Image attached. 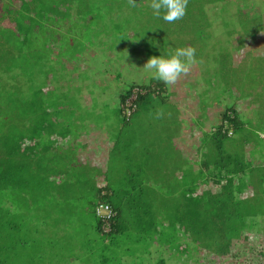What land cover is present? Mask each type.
Here are the masks:
<instances>
[{
    "label": "trees",
    "instance_id": "obj_1",
    "mask_svg": "<svg viewBox=\"0 0 264 264\" xmlns=\"http://www.w3.org/2000/svg\"><path fill=\"white\" fill-rule=\"evenodd\" d=\"M48 1L0 0V228H18L17 224L10 225L11 220L7 225L1 223V220L8 219L9 214L12 219L20 216V213L10 211L16 205L14 200L38 203L43 211V195L48 197L50 191L59 186V189H65L71 183H68L69 179L78 180L79 184L84 182L82 173L77 172L76 167L82 165L90 170L88 165L95 160L94 157L88 156L79 165L74 163H79L75 159L76 145L86 131L99 129L102 134L109 131L108 138L112 141L110 153L119 154L127 150L130 153L133 142H128V138L133 132L130 134L127 128L136 113L152 111L156 106L173 105L176 109L177 106L187 108L189 105L187 93L180 90L179 95L183 96L180 101H166L167 87L153 79L152 75L147 79L139 77L143 82L128 85L122 91L118 108L121 121H115L112 130L94 121H80L75 111L77 108L81 110V107L75 106L71 99L63 101L64 104L52 101L46 89L48 84L70 83L66 80L68 78L61 79V72L59 74L53 63L55 48L63 40L64 23L61 22L66 21L68 33L73 28L72 38L75 40L83 43L85 35L82 32L75 35L76 27L79 28L77 31L83 28L69 1L61 0L60 6L53 7L46 5ZM9 5V12L2 11ZM41 33L45 41L41 40L42 49L39 51L35 48L34 38ZM90 53L92 57L96 55L92 50ZM247 81L243 76L235 78L236 85L240 87H246ZM75 83L79 88L80 82L76 77ZM78 88L75 86V89ZM133 95L136 99L128 103ZM242 97H253L250 101L255 108L264 106V91L253 95L241 90L239 99ZM49 105L57 114L52 115ZM107 106L103 104V108ZM194 108L199 110L200 116L196 118L200 120L208 105L201 108L197 102ZM223 111L221 122L215 125L209 136L201 139L196 151L200 156L198 163L189 165L187 162V167L177 161L174 143L167 137L157 141L168 142L176 162L170 160L172 155L167 151L155 152L153 148L149 155L146 153L155 160L152 162L153 171H161L166 179L174 181L167 185L165 194H157L150 187L149 180V185L127 193L120 189L118 193L110 190L108 183L112 165L109 166L108 162L107 172L101 180L103 184L96 188L93 205L94 229L112 247L102 264H122L126 253L117 237L127 234L124 230L129 228V224H124L129 219L136 229L133 244L138 245L142 239L145 244L143 256L149 255V264L155 261V264H167L166 252L168 257L172 255L173 258L176 254L179 258H188L193 251L204 253L210 263L223 264L232 259L238 263L254 264L246 244L255 239L254 234L264 231V172L253 173L256 165L264 164V141L251 136L246 140L239 139L235 146H224L226 140L244 132L245 127L240 120L241 111L233 105L225 106ZM64 117L72 120L63 121ZM229 132L232 136H228ZM123 137L127 142H123ZM249 140L251 143L247 145ZM111 158L112 161L116 159ZM91 176L94 180L99 174L95 171ZM146 176L145 171L137 170L135 173V178L141 181ZM155 198V202L151 203ZM100 202L107 203L116 213L108 230L105 222L95 214ZM7 203L9 208L5 205ZM39 207L36 214L40 212ZM125 211L131 212L129 217ZM35 217L40 219L41 215ZM86 242L87 247L99 246L93 240ZM160 253H163L162 257H159ZM258 253L264 255L261 251ZM127 256L132 257L127 259L129 264H138L136 250ZM34 258L35 263L41 261L39 254ZM123 262L128 264L125 259Z\"/></svg>",
    "mask_w": 264,
    "mask_h": 264
},
{
    "label": "rangeland",
    "instance_id": "obj_2",
    "mask_svg": "<svg viewBox=\"0 0 264 264\" xmlns=\"http://www.w3.org/2000/svg\"><path fill=\"white\" fill-rule=\"evenodd\" d=\"M67 1L83 28L77 31L79 28L76 27L75 35L82 32L85 40L81 43L72 38L73 28L68 33L66 21L61 22L64 23L63 40L55 48L57 51L53 63L59 74L61 72V79L68 78L66 80L70 83H49L46 89L52 101L58 100L64 104L63 101L71 99L76 103L75 106L79 105L81 110L77 108L75 113L80 121H94L112 130L115 121H121L118 108L122 91L128 85L151 77V73L143 69L148 59L152 56H167L177 48L192 46L196 49L198 63L187 76L179 80L178 85L167 87L168 92L164 96L166 101H180L183 96L178 91L184 88L187 92L189 105L185 109L190 110L191 115L187 121L192 122L188 123L186 131L184 128L171 131L173 134H181L179 144L184 152L175 150L176 155L181 153L177 161L180 160L187 167V161L190 165L198 163L200 156L196 151L201 139L209 136L215 125L221 122L225 106L233 105L241 111L240 120L245 130L226 140L224 146H235L239 139L246 140L251 136L264 141V106L255 108L250 101L253 97L239 99L241 90L253 95L264 91V0H189L186 15L175 23H166L154 17L151 0H136V7L130 6L128 0ZM60 3L61 0H49L46 5L53 7L60 6ZM10 9L11 5L2 11L9 12ZM41 40L45 41L42 33L34 38L35 48L39 51L42 49ZM91 50L96 54L94 57ZM239 76L249 80L246 87L236 85L235 78ZM75 77L80 82L79 88ZM155 102L158 105L156 99ZM197 102L201 108L208 105L200 120L196 118L198 111L194 108ZM103 104L108 106L103 108ZM164 108L171 116H165L162 120H155L150 115L156 111L157 106L152 111L136 113L127 128L130 134L133 132L128 138V142H133L130 153L127 150L124 153L108 154L109 166L112 165L108 183L110 190L118 193L120 189L127 193L142 185H149V180L150 187L161 195L167 192V185L174 182L161 175V171H153L152 162L155 160L146 155L153 148L155 152L167 151L172 155L170 160L176 162L168 142L157 141L162 137L170 139L169 130L173 128L170 119L175 120V107L165 105ZM48 109L52 115L57 114L50 105ZM62 120L72 119L64 117ZM93 131L97 133L102 130ZM122 140L127 142L126 137ZM185 149L191 152L188 156ZM87 157L78 160L85 161ZM111 157L116 159L112 161ZM99 160L96 162H104L102 156ZM76 168L77 172L82 173L85 183L79 184L78 180L69 179L68 183H71L65 189H59L61 186L53 188L48 197L43 195V211L38 203L14 200L16 205L10 211L18 212L20 216L12 219L9 214L8 219L1 220V223L7 225L11 220L10 225L17 224L18 228H0V264H102L109 256L111 244L94 229L95 191L103 184L98 181L102 178L91 180V170L82 165ZM137 170L147 173L142 181L135 178ZM260 170L264 172V164L256 165L253 173L258 175ZM156 199L151 200V203ZM5 205L10 207L9 203ZM37 207L40 212L36 214ZM130 213L125 211L127 217ZM36 215L42 218L38 219ZM133 224L131 219L127 220L124 224L129 227L124 230L127 234L117 237L126 253L123 259L125 262L131 260L132 257L127 255H132L136 250L138 264H149V255L143 256L145 244L142 239L138 245L133 244L132 239L136 238L133 236L136 232ZM254 235L255 239L246 245L250 249L252 263L261 264L264 255L258 252L264 253V231ZM80 237L83 240L80 241ZM86 240L96 241L99 246L87 247ZM37 254L41 261L35 263L33 258ZM162 256L163 253H160L159 257ZM169 257L166 252L167 264H217L210 263L204 253L194 251L188 258H179L176 254L173 258L172 255ZM223 264L243 263L228 259Z\"/></svg>",
    "mask_w": 264,
    "mask_h": 264
},
{
    "label": "clouds",
    "instance_id": "obj_3",
    "mask_svg": "<svg viewBox=\"0 0 264 264\" xmlns=\"http://www.w3.org/2000/svg\"><path fill=\"white\" fill-rule=\"evenodd\" d=\"M128 3L132 7L137 6L136 0H128ZM188 3L189 0H151L150 7L154 17L163 19L166 23H175L186 15ZM197 63L196 49L187 46L177 48L174 53L167 56L150 57L143 69L150 72L153 79L162 82L166 87H171L182 77L187 76ZM150 115L155 120H162L165 116L170 117L171 113L166 112L164 107H158ZM228 136H232V133L229 132Z\"/></svg>",
    "mask_w": 264,
    "mask_h": 264
},
{
    "label": "crops",
    "instance_id": "obj_4",
    "mask_svg": "<svg viewBox=\"0 0 264 264\" xmlns=\"http://www.w3.org/2000/svg\"><path fill=\"white\" fill-rule=\"evenodd\" d=\"M183 87V85H181V88ZM181 93H187L185 91L184 88H182L180 90ZM179 93V91H178ZM187 98V97H186ZM199 110L197 112V115L200 116L199 114ZM191 115L190 110H186L183 105L180 107H176V115L174 116L175 120H171L170 119V125L173 126L172 129L169 130V138L170 140L174 143V149L175 150H180V152H184V149L180 146L179 141L181 138V134L179 132L177 133H171V131H179L182 128H184V131H186V126H188V123H191L192 121H187V117ZM115 128V127H113ZM109 132V131H108ZM107 131H105L104 134L100 133V132H94L93 130H89L86 131L78 140V146H77V150H76V155H75V159H78L80 157H85V156H89V157H94L95 160L91 161L89 163V167L91 172H95L97 171V174H99V176L97 178H95V180H98L100 178H104V174L107 172V165H108V154L110 153V151L112 150V141L109 140L108 136L109 133ZM77 142V141H76ZM99 146V147H98ZM179 146V148L177 147ZM186 152V156H188V154H190L191 152H189L188 149H185ZM100 156H102L104 162L102 163H97L96 160L98 159V161H100ZM177 156H181V153H179ZM186 158V157H185ZM187 159V158H186ZM190 159V158H188ZM189 164V161H187ZM186 162V163H187ZM79 164H82V161L79 160ZM76 164V165H77ZM190 165V164H189ZM179 173V172H178ZM100 182H102L101 180H98ZM80 263V262H77Z\"/></svg>",
    "mask_w": 264,
    "mask_h": 264
},
{
    "label": "built area",
    "instance_id": "obj_5",
    "mask_svg": "<svg viewBox=\"0 0 264 264\" xmlns=\"http://www.w3.org/2000/svg\"><path fill=\"white\" fill-rule=\"evenodd\" d=\"M134 96V97H133ZM132 98L128 103H131L136 99V96L133 95ZM95 214L102 220V222H105L106 229H109V223L115 216V213L112 211L109 205L105 203H100L98 206L95 208Z\"/></svg>",
    "mask_w": 264,
    "mask_h": 264
}]
</instances>
